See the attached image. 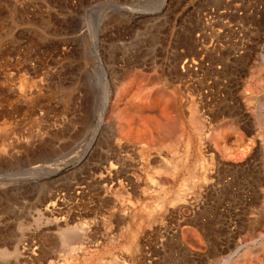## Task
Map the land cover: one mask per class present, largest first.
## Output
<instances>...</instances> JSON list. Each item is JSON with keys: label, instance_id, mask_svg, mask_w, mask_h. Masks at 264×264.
<instances>
[{"label": "rangeland", "instance_id": "rangeland-1", "mask_svg": "<svg viewBox=\"0 0 264 264\" xmlns=\"http://www.w3.org/2000/svg\"><path fill=\"white\" fill-rule=\"evenodd\" d=\"M161 1L0 0V264H264V0Z\"/></svg>", "mask_w": 264, "mask_h": 264}, {"label": "bare ground", "instance_id": "bare-ground-1", "mask_svg": "<svg viewBox=\"0 0 264 264\" xmlns=\"http://www.w3.org/2000/svg\"><path fill=\"white\" fill-rule=\"evenodd\" d=\"M163 4H164V0H162L161 1V5L163 6ZM262 59H263V65L261 66V67H259V70L258 71H261V69L262 68H264V57L262 56ZM99 70L101 71V73L103 74V77H105V75H106V70H105V68H104V66L101 64V63H99ZM100 73V74H101ZM107 87V86H106ZM105 87V88H106ZM107 102H109V95H108V97H107V93H106V91H105V93H104V100H103V103H102V105H101V107H100V111H99V114H100V120H102L103 119V117H104V113H105V107H106V105H107ZM147 106H148V104H147ZM165 114V113H164ZM144 118V121H147L148 122V120H149V118L151 119V117H150V115H147V114H145V115H143L142 116V119ZM155 120V119H154ZM157 120V119H156ZM153 121V120H152ZM101 122V121H100ZM159 122V121H158ZM197 126V125H196ZM62 164H66V162H62ZM75 230H76V228H75ZM78 230V229H77ZM70 231V230H69ZM75 232V231H74ZM70 234V233H69ZM69 234H68V231H67V233H65V232H63L62 233V239L63 240H67V238L66 237H68L69 236ZM72 234V233H71ZM76 235V234H75ZM71 236V235H70ZM72 237V236H71ZM76 239V238H75ZM72 240H73V238H72ZM68 241V240H67Z\"/></svg>", "mask_w": 264, "mask_h": 264}, {"label": "built area", "instance_id": "built-area-1", "mask_svg": "<svg viewBox=\"0 0 264 264\" xmlns=\"http://www.w3.org/2000/svg\"><path fill=\"white\" fill-rule=\"evenodd\" d=\"M211 11L214 12V9L212 8ZM211 18H212V14L209 12V15L206 16V20H209ZM196 36L199 39V37H200V32L199 31L196 32Z\"/></svg>", "mask_w": 264, "mask_h": 264}, {"label": "water", "instance_id": "water-1", "mask_svg": "<svg viewBox=\"0 0 264 264\" xmlns=\"http://www.w3.org/2000/svg\"><path fill=\"white\" fill-rule=\"evenodd\" d=\"M97 57L99 58V56L97 55ZM98 65V64H97ZM98 68V67H97ZM106 73V72H105ZM99 75H100V73H99ZM101 76V75H100ZM101 77H103V76H101Z\"/></svg>", "mask_w": 264, "mask_h": 264}]
</instances>
